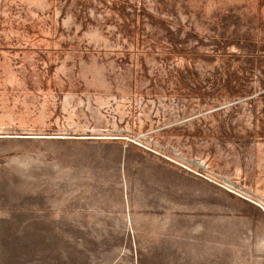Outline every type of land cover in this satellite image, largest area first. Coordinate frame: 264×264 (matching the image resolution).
Here are the masks:
<instances>
[{
  "label": "rangeland",
  "instance_id": "rangeland-1",
  "mask_svg": "<svg viewBox=\"0 0 264 264\" xmlns=\"http://www.w3.org/2000/svg\"><path fill=\"white\" fill-rule=\"evenodd\" d=\"M0 264H264V0H0Z\"/></svg>",
  "mask_w": 264,
  "mask_h": 264
}]
</instances>
